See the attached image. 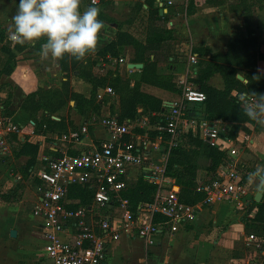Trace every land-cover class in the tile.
I'll list each match as a JSON object with an SVG mask.
<instances>
[{"label":"rangeland","instance_id":"rangeland-1","mask_svg":"<svg viewBox=\"0 0 264 264\" xmlns=\"http://www.w3.org/2000/svg\"><path fill=\"white\" fill-rule=\"evenodd\" d=\"M17 2L0 0V116L26 127L21 134L9 137L10 155L0 156V202H17L28 211L30 175L38 166L40 154L47 152L53 134L77 128L79 114L103 115V101L111 100L112 95L109 113L122 118L158 111L163 98L152 95L151 89L165 99L176 98L188 87L200 89L206 95V105L211 107L207 113L210 122L226 126L236 135L244 132L248 139L255 140L264 156V124L250 120L242 111L245 95L254 101L255 94H264V0H81V10L97 6L104 25L125 34L121 38L127 39L122 41L126 44L116 48L113 58L127 55L140 60L144 67L132 75H124L120 61L103 70V46L77 60L68 55L60 59L36 56L43 41L23 45L13 42L9 32ZM234 35L242 38L235 39ZM161 37L163 44H151ZM97 45H103V29ZM155 49L163 57L151 62L149 55ZM185 49L195 61L183 54ZM237 75L244 79L238 80ZM103 90L111 95L103 96ZM153 133L149 137L159 146V158L165 155L168 159L173 149L184 158L183 168L196 173L195 179L207 181L214 177L220 157L215 151L213 159L206 157L202 152L206 145L196 132L182 134L171 145L168 138ZM249 145L248 141L241 144L237 161L243 165L239 166L241 174L254 178V192L261 180L252 173L264 167V160ZM175 168L181 170L182 166ZM139 186L130 182V193L138 195ZM251 217L240 216L246 233L254 234L264 244V206ZM211 225L213 229L215 225ZM30 238L31 247H37L41 238ZM8 243L5 237L0 240V264H26L21 257L10 255ZM138 248L136 244L125 249L116 245L111 264H141ZM187 248L191 258L194 254L198 259L204 257L203 249L194 253L197 248ZM240 250L241 242L224 246L218 261L225 264ZM166 263L177 264L172 256Z\"/></svg>","mask_w":264,"mask_h":264},{"label":"built area","instance_id":"built-area-1","mask_svg":"<svg viewBox=\"0 0 264 264\" xmlns=\"http://www.w3.org/2000/svg\"><path fill=\"white\" fill-rule=\"evenodd\" d=\"M188 59L195 61L192 55ZM205 101L202 91L186 88L153 129L158 137L168 138L170 145L183 132H196L209 147L225 154L214 177L196 184V192L203 198L195 204L179 199V187L166 172L167 156L152 162L151 152L160 156L157 142L152 143L149 136H136L130 120L91 115L75 130L56 134L62 145L73 147L89 138L90 133H102L83 149L69 151L61 147L42 154L33 174L35 199L31 214L40 220L46 255L52 264H104L109 244L122 235L140 239L148 251L161 234L171 236L191 224L199 210L218 201L243 207L251 199L248 177L241 174L242 163L237 161L239 147L249 137H229L226 126L206 120L202 110ZM25 127L0 116L1 157L10 154L9 137L21 134ZM135 169L155 186L150 202L134 204L123 196L131 176L135 177L131 175ZM245 248L248 251L242 264H264V244L254 234L246 235Z\"/></svg>","mask_w":264,"mask_h":264},{"label":"crops","instance_id":"crops-1","mask_svg":"<svg viewBox=\"0 0 264 264\" xmlns=\"http://www.w3.org/2000/svg\"><path fill=\"white\" fill-rule=\"evenodd\" d=\"M161 3L162 1H160L158 4L160 5ZM117 34L118 33L116 30H114L110 26H105L103 28V45H96V48H98L99 50L103 46L104 50V48L117 37ZM233 37L235 39L242 38L239 35H234ZM123 40L127 41V39L120 38V45L126 44L125 42H122ZM261 52L264 53L263 47ZM183 54L188 56L187 49H185V52ZM36 56L41 55L38 54ZM149 56L151 62L155 61V59L159 61L161 57H163L162 53L157 49L153 50ZM113 57L114 56H111L109 53H107L105 57L103 56V70L106 67H112L114 63H118L119 59L123 60L120 63V66L123 67L122 71L124 72V75H132L134 73L140 72L144 67V64L141 63L140 60L135 59V56H133L132 59H130V57H128L127 55L124 58L121 57L118 59ZM164 57L165 59L167 58V56L165 55ZM129 64H141L142 67L139 69L129 68ZM238 76L239 75H237L238 80L244 79L241 76H239L241 77V79H239ZM149 92L154 96L163 98L162 104L160 105L158 111H142L134 114L132 117L121 118L117 115H112L109 113V103L112 102L111 100L113 99V95L109 96L111 94L108 95V93L103 90V96L107 94V96L112 98L109 101H105L103 99V117L117 116L121 119L130 120V122L133 123L135 131L137 133L136 136L138 135L141 137H151V133H156L153 129L159 122L158 117H162L164 115H162L163 110H166L170 106L171 102L179 98L180 95H177V97L173 99H165L164 95H162L155 89H151ZM202 110L204 111L203 107ZM190 114H192V112H190ZM86 116L79 114V116H77V122L81 123V121L86 118ZM75 129L76 128H72L68 131ZM184 133L185 132H183V134ZM239 134L245 133L241 132ZM101 135L102 133L100 131H95L94 133L89 134V138L83 139L81 143H78L71 147L69 144L62 145V143L57 139V135L53 134L52 140L48 142L49 146L46 153L53 152L55 148L61 147H64L69 151L83 149L87 146H90V139L93 140L95 139V137ZM104 137H106V135L103 132V138ZM21 139L23 140V138ZM257 141L259 140L257 139ZM249 143L250 149H252L255 154L259 155V157L264 160V156L261 153L259 145L255 142V140L253 141L249 139L248 144ZM149 155L152 157V162H157L159 160L160 156L156 152H151ZM40 157L41 154L38 157V166L32 171V174L30 175L32 177V193L28 211H25L23 207L17 202L10 204L0 202V240H3L5 237V239L9 242V247L11 248L9 249L10 255L12 257H21L26 264H47L46 261L52 264L51 260L46 255V241L43 237L40 220L33 217L31 214V209L35 199L33 174L40 166ZM145 169L147 168L144 167L143 171H145ZM131 175H135V177L131 176V182H135L140 177L136 169L131 171ZM258 178H260L261 180L259 186L263 181L261 197L262 199L264 196V176ZM202 181L203 180L199 178L196 179V183ZM248 181L250 184L251 199L247 201L243 207L236 206L233 203L229 202L227 203L224 201H218L208 208L199 210L192 223L184 228H180L175 234L171 236L167 233L161 234L158 238L157 244L151 246L148 251L144 250L140 239L129 238L125 235H122L117 241L109 244L107 258L104 264L112 263V251H114L116 245H121L125 249V247L129 248L133 244H136L139 247V252L142 255L140 261L141 264H167L166 261L171 256L174 260L176 259L177 264H220L221 260L218 261V255H221V249L224 246L233 247L237 242H241L243 250H240L238 255L231 257L229 261H224V263L242 264V259L246 256L248 251L245 248L246 235L250 233H246L245 222L242 219L240 220V216L245 215L248 217H253L257 210L255 204H258L253 201V198L258 192L259 186H257L256 190L252 192V190L255 188L254 178L248 177ZM211 223L213 224V226L215 225L213 229ZM220 228H222L223 230L221 233H218L217 231L220 230ZM31 236H39L41 238L40 240H37V247H31ZM189 246H192L193 249L197 248L196 250H193L194 253L198 250V248L203 249L204 257L202 256L201 259H198L197 255L195 254L192 258L191 256H188L186 253H189V250L187 248ZM178 250H180V254H182L180 257Z\"/></svg>","mask_w":264,"mask_h":264},{"label":"clouds","instance_id":"clouds-1","mask_svg":"<svg viewBox=\"0 0 264 264\" xmlns=\"http://www.w3.org/2000/svg\"><path fill=\"white\" fill-rule=\"evenodd\" d=\"M80 4L81 0H18L9 38L20 45L43 41L39 51L45 58L83 59L95 49L105 25L97 6L81 10ZM255 95L254 101L245 95L242 111L250 120L264 124V94ZM252 175L264 176V168Z\"/></svg>","mask_w":264,"mask_h":264},{"label":"trees","instance_id":"trees-1","mask_svg":"<svg viewBox=\"0 0 264 264\" xmlns=\"http://www.w3.org/2000/svg\"><path fill=\"white\" fill-rule=\"evenodd\" d=\"M158 18L161 19V16H158ZM124 35L125 34L118 33L117 37L104 48V50H103L104 57L107 55V53H110L111 56L117 55L116 48L121 43V41H120L121 36H124ZM163 40H164L163 37H161L160 39L156 38V39L151 41V44H155V46H157V45L163 44ZM138 43L139 42L137 40L134 42L135 45H137ZM236 83H239V82L236 81ZM198 90H200V89H198ZM210 109H211V107L209 106V104L206 105V102H205V110L203 111V113L205 115V119L208 121H210V120L207 117V113L209 112ZM166 110H163L162 115L166 112ZM91 115H96V114H88L86 117H89ZM129 117H132V116H129ZM122 118H125V117H122ZM158 119L160 121V119H162V117H158ZM119 120L124 121L125 119L119 118ZM189 132H192V131H189ZM196 135L198 136L197 133H196ZM228 135H229V137H232V138L237 136L236 134L232 133L230 130H229ZM204 144L206 146H203L204 148H202V152L205 153L206 157H211L213 159V156H214L213 151H215L220 157L219 163L221 164L226 157L225 154L223 152L218 151L216 148L209 147L205 142H204ZM182 155H183V153H182ZM183 159L184 158H182V156H180L177 151H174L172 149V151H170V154L168 155V159H167V163H166V172H167V175H169L175 179V184L179 187V199L185 203H188V204H195L203 198V194L196 192V184H197L196 179H195L196 173L193 170L183 168V165H184ZM219 163L217 164L218 167L220 166ZM176 165L177 166L181 165L182 169L177 170L175 168ZM214 175H215V173H214ZM135 183L140 184V186L138 187L140 190L139 191L140 193L138 195L131 194L130 190H129L130 187H129L126 190V192L123 193V196L125 198L129 199L134 204L142 203V202H150L152 199L153 193L155 191V186L151 185L150 183H148L146 180H144L141 177L138 178L135 181ZM190 184H193L191 188L188 187V185H190ZM132 195L135 197H132ZM255 206L257 208L263 207L264 203L261 202V203L255 204ZM246 229H247V227H246Z\"/></svg>","mask_w":264,"mask_h":264},{"label":"water","instance_id":"water-1","mask_svg":"<svg viewBox=\"0 0 264 264\" xmlns=\"http://www.w3.org/2000/svg\"><path fill=\"white\" fill-rule=\"evenodd\" d=\"M129 68H141L142 65L141 64H129L128 65ZM239 79H241V77L238 76ZM203 109L205 110V105L203 106ZM262 186H263V181L261 182L259 188H258V192L256 193V195L253 198V201L255 203H259L262 197Z\"/></svg>","mask_w":264,"mask_h":264}]
</instances>
